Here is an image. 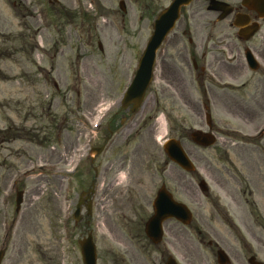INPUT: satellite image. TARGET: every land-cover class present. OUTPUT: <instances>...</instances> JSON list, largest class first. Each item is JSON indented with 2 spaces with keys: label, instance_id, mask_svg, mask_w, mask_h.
Listing matches in <instances>:
<instances>
[{
  "label": "rangeland",
  "instance_id": "1",
  "mask_svg": "<svg viewBox=\"0 0 264 264\" xmlns=\"http://www.w3.org/2000/svg\"><path fill=\"white\" fill-rule=\"evenodd\" d=\"M81 1L60 0L61 6H57L47 0H0V139L5 141L0 144V250L5 249L2 264H84L79 240L86 237L90 230H93L97 245L98 264H165L166 248L179 264H217L215 253L206 245H201L192 230L187 231L179 224L168 223L165 226L163 243L155 246L147 238L142 222H125L119 214L112 215L109 220L108 213L114 208L110 204L111 199L105 194L106 185L102 173L96 180L98 189L93 197V222L87 223V219L91 220V217L87 216L86 207L81 211L82 220L75 222L73 213L76 205L81 197L86 198L87 203L95 171L94 165L85 160L75 174L69 173L73 168L70 160L71 147L79 137L78 129L74 125L81 118L79 113L72 118V112H89L105 97L106 89L101 85L96 97L88 92L94 87L97 78L105 76L107 69H110V80L114 81L127 72L129 59L137 53L133 42L137 45V40L141 43L148 41L154 18L147 9L148 16L142 18L140 15H143V11L135 0H125L128 9L125 23H122L120 0H106L109 9L111 8L109 17L101 14L107 9L99 7L97 1L96 4L90 0ZM168 3V0H161L156 5L157 9ZM197 4L201 5L202 1ZM75 5H80L77 10L82 7L89 14L86 28L94 25L95 17H98L100 26H106L105 20L114 18L119 32H125L122 35L123 40L115 37L118 32L116 27L107 26L113 32L117 45H111L103 38V52L98 49L96 40L93 47L83 49L74 34L72 40H68L67 34L63 39L55 35L61 42L70 41L77 46L78 65L74 63V50L68 48L55 62L51 58L52 53L46 54L42 60L40 50L32 51L36 28L45 26L39 23L40 14L43 11L42 23L44 20V23L51 24L50 29H57L66 25L69 19L62 14L61 9L70 11ZM231 18L232 15L223 25L225 30L233 33L234 30L227 26ZM83 19L85 16H78L79 25ZM213 21L214 18H195L194 21L192 18L187 19L185 15L174 34L180 33L181 28L187 24L194 41H200L210 31ZM202 23L207 24L201 25ZM50 29L46 32H50ZM132 32L135 35L139 32V35L136 39H132L131 35V44L127 47L125 42L129 41ZM186 43L191 47L187 41ZM46 49L54 51L48 46ZM117 59H122L123 72L121 69L116 72L114 70L119 63ZM52 66L57 68L52 73L54 81L46 71L52 69ZM86 74L89 77L87 80ZM250 80V75L246 73L237 82H232L235 88H226L222 83V90H219L222 104L212 112L218 134L216 145L208 149H194L190 140H182L196 164L197 171L203 175L211 195L214 196H219L220 190L213 177L227 176L226 170L238 173V169L242 167L239 157L264 154V135L257 133L264 122V89L256 98H252L253 87L248 86L249 84L245 86ZM55 83L59 85L58 89ZM255 83L252 82V85ZM75 90L83 94L77 102L73 92ZM194 93L198 98V91L195 90ZM225 102L227 106L224 105ZM252 111L255 112L253 118L250 115ZM172 116L179 123L182 117L188 116L191 128L192 123L200 119V114L191 112L175 113ZM173 124L177 126V121ZM175 126L168 127L170 134L166 139L171 138L173 133L178 139L177 130H173ZM162 131L163 129L160 134ZM260 136H263L262 140ZM226 155H229V159ZM161 159L160 151L154 145L148 153L142 149L136 158L133 173L135 183L131 186L132 193L126 199L131 209L135 207L136 213L131 216L140 214L142 217L152 213L149 204L146 208H141L139 201L146 196L152 201L157 188L164 181L175 197L186 202L193 210L194 220L190 228L201 227V204L209 205L210 199H204L198 187L197 173H183L189 189L182 192L175 177H161L152 170V164H160ZM206 163L214 166L211 174L202 172ZM173 171L176 173L175 167ZM127 188L128 182L122 178L114 185V189L118 190ZM137 190L139 195H136ZM18 191L24 193L20 212L16 211ZM116 200L120 204L125 201L118 198ZM246 259L245 252L241 250L238 262L234 264H246Z\"/></svg>",
  "mask_w": 264,
  "mask_h": 264
},
{
  "label": "flooded vegetation",
  "instance_id": "2",
  "mask_svg": "<svg viewBox=\"0 0 264 264\" xmlns=\"http://www.w3.org/2000/svg\"><path fill=\"white\" fill-rule=\"evenodd\" d=\"M90 1L94 4L97 1L99 7L103 10L107 9L101 14L109 17L111 8L109 9L106 0ZM135 1L140 4L143 11V15H140L142 18L147 15L146 9L150 10L153 16L157 15L156 5L161 0H156L157 2L154 0ZM199 1H202L201 5L197 4ZM218 1L232 5V12L223 20H219V18L225 13L224 10L214 9ZM242 1L194 0L185 8L182 13L184 17L186 15L187 19L192 18L195 21V18H214L215 21L212 22L208 34L202 36L200 41H194L191 35L192 31L186 24L181 28L180 33L171 35L163 42L155 60L153 79L139 104L135 100L128 103L124 100L126 88L130 85L137 62H139V59L135 57L129 59L130 66L126 70L127 72L124 75L122 73L117 81L110 80V69H107L105 76H102L103 78L96 79L93 84L94 87L88 94L96 97L97 93L100 92L99 85H101L106 89V95L94 109L89 112L77 110L72 112V118L77 113L80 114L81 118L80 122L74 125L75 129H78L79 137L71 147L70 158L83 157L84 160L90 161L92 166L94 165L95 178L91 188L95 187V194L96 180L99 179L101 173L103 174L106 185L105 194L111 199L110 204L114 208L108 213L109 220L112 215L119 214L124 221L130 223L134 221L139 224L142 222L145 225L153 214L152 209V213L148 216L140 217V214L131 216L136 213L135 207L131 209L130 204L126 202L130 196L129 193H132L131 186L135 183L133 173L136 158L142 149L148 153L152 145L160 151L162 157L160 164H152V170L156 174H160L161 177L165 176L169 179L175 177L180 191L186 192L188 185L183 178L182 170L175 166L164 151L163 144L167 135L170 134L168 132L169 126L173 128L175 126L173 123L177 121V126L173 130H177L178 139L181 140L185 148L182 140L187 139L189 141L190 130L204 129L203 109L213 112L218 109L220 103L222 104L219 96L222 83L225 86H232L231 82H237L244 74L249 73L251 80L248 86L253 87L252 98H256L257 94L264 89V19H261V11L256 6L246 8L242 5ZM262 1L264 2V0ZM94 4L91 5L94 6ZM77 7L74 6L70 11L66 9L62 12L69 19L66 25L50 31L54 35L46 32L47 26L41 25L36 28L32 51L39 49L42 60L45 59L46 54L52 53L51 58L55 62V59L64 55L68 48L74 50V63L78 65L77 46L72 45L70 41L61 42L55 35H59L63 39L67 34L68 40H72L74 34L76 41H80V48L83 47V49L93 47V42L96 40L98 48L102 46L103 52L102 42H105L103 38L107 39L111 45H117L112 35L113 32L109 31L108 27H116L118 32L115 33V37L123 40L122 35H125V32H119L117 21L114 18H108L109 20H105L106 26H100L98 17H95L94 25L86 28L90 19L89 14H86L84 9L77 10ZM127 10L126 5L122 23L127 21ZM104 12L108 13L104 14ZM79 15L85 16L80 25L78 24ZM231 15L232 18L227 26L234 29L233 33L225 30L226 27L223 25V22ZM237 18L239 21L243 19L248 21L246 33L252 31L251 26L253 24L260 23L258 32L249 40H244L233 26ZM204 24L207 23L201 25ZM131 35L132 39H136L139 32L137 35L134 32L130 34L129 41L125 42L127 47L131 44ZM185 40L191 47L187 45ZM136 43L137 45L133 42L134 49L140 51L143 43L139 40ZM46 46L54 51H47ZM247 49L252 51L260 64L257 71H253L247 63L245 56ZM70 60L73 63L72 58ZM117 60L119 63L115 65L114 70L116 72L121 69L123 72L124 68H121L123 66L122 59ZM117 66L120 68L118 69ZM46 71L52 79L54 78L52 73L57 71V68L52 66V69ZM85 78L86 80L89 79L88 74L85 75ZM252 82H256L255 85H252ZM55 86L58 89V85L55 84ZM195 90L198 91V98L195 97ZM73 92L77 102V99L81 98L83 94L79 90ZM225 104L227 106V102ZM50 106L52 107V104ZM190 112L200 114V119L192 123V128L188 116L187 118L182 117L180 123L172 116L175 113L190 114ZM254 114V111L250 113L252 118ZM161 129L163 131L160 134ZM212 129H214V125ZM173 137L174 133L171 138ZM3 142H5L4 139L3 141L0 139V143ZM86 145L88 147L84 149ZM189 148L190 146L188 150ZM192 148L197 149L198 147L195 145ZM83 150L85 152L81 154ZM226 157L229 159V155ZM239 159H241L242 167L238 169V173H234L233 170H226L227 176L213 177V181L220 190L219 196L211 195L209 190L206 192L204 198L210 199L209 205L203 206L201 204L203 222L201 227L193 230V232L197 234L200 243L206 244L212 252L217 253L221 249L226 251L231 258V264L238 262L237 258L241 250L247 256L246 264L264 263V154H253L248 158L239 157ZM174 167L176 173L173 171ZM212 171H214L212 164L206 163L203 166L205 174H211ZM121 178L128 182V188L126 190L114 189V185L118 184ZM162 186L168 187L164 181L160 187ZM159 188H157L153 199L157 196ZM169 191L174 195L172 190L169 189ZM136 195H139L138 190ZM116 198L125 201L120 204ZM149 198L146 196L142 198L143 200L140 199L141 208H146L148 204L152 207L153 200L151 201ZM170 222L181 225L179 222L170 219L164 223V226ZM87 223L91 224L92 218L91 220L88 218ZM184 228L190 231L189 228ZM168 244L171 247L170 243ZM166 252L167 255H170L169 249L166 248ZM233 260L234 263H232Z\"/></svg>",
  "mask_w": 264,
  "mask_h": 264
},
{
  "label": "water",
  "instance_id": "3",
  "mask_svg": "<svg viewBox=\"0 0 264 264\" xmlns=\"http://www.w3.org/2000/svg\"><path fill=\"white\" fill-rule=\"evenodd\" d=\"M190 1L191 0H175L171 6L158 18L155 26V32L150 39L143 55L140 71L138 72V76L136 78L135 85L132 88V92L129 95V99L133 98L135 95H138V97L143 96L145 88L150 80L156 51L168 32L174 27L175 22L179 17L181 7L183 5H187ZM193 140L204 145H211L215 142L213 137L207 134H201L200 132L193 133ZM166 149L168 154L175 162L190 170L193 169V164L181 147L180 142L171 140L167 143ZM21 202L22 196L21 193H18V210L20 208ZM82 202L83 201H80L78 204L75 213V219L77 221L81 218L80 212ZM88 208H91L90 205ZM155 209V216L146 225V233L154 242H158L162 236V223L165 219L175 217L185 222L191 220V214L188 209L184 205L176 203L166 190H163V192L159 194V197L155 202ZM80 245L84 264H97V252L92 233H90L88 237H85L83 240H81ZM3 255L4 253L0 252V264ZM167 264L177 263L171 257Z\"/></svg>",
  "mask_w": 264,
  "mask_h": 264
}]
</instances>
